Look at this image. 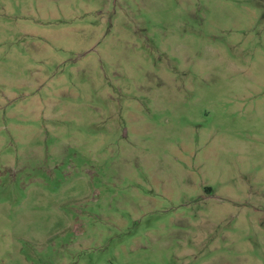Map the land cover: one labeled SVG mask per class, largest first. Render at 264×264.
<instances>
[{
  "label": "rangeland",
  "instance_id": "obj_1",
  "mask_svg": "<svg viewBox=\"0 0 264 264\" xmlns=\"http://www.w3.org/2000/svg\"><path fill=\"white\" fill-rule=\"evenodd\" d=\"M0 264H264V0H0Z\"/></svg>",
  "mask_w": 264,
  "mask_h": 264
}]
</instances>
